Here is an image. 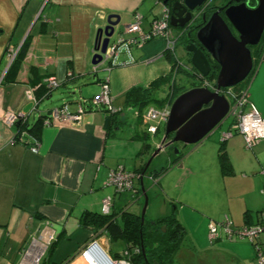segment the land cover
Wrapping results in <instances>:
<instances>
[{
	"label": "crops",
	"instance_id": "1",
	"mask_svg": "<svg viewBox=\"0 0 264 264\" xmlns=\"http://www.w3.org/2000/svg\"><path fill=\"white\" fill-rule=\"evenodd\" d=\"M149 2L0 0V76L4 77L12 62L9 48L18 50L30 34L19 68L0 82V264H35L36 259L39 264H87L80 255L86 244L96 241L107 250L108 237L98 236L81 225L80 217L87 212L100 213L101 199L112 194L104 183L110 169L120 166L136 175L134 196L127 191L114 196L111 212L126 209L131 212L124 205L127 200L137 207L144 202L140 190L142 171L160 145L164 132L158 134L160 126L155 133H148L141 119L134 115V108L125 104V92L133 85L122 90L114 84L109 86L116 109L111 117L104 108H97L83 113L75 124L44 125L43 120L51 109L62 104H67L68 110L74 112L80 99L99 92L101 78L97 72H92L91 63L96 29L105 25L109 14H116L120 17V31L115 38L120 34L131 37L134 34L124 32V27L139 13L141 28L147 30L151 20L158 16H146ZM132 52L138 57V61L134 58L136 63L169 53L162 38L152 39L140 48L133 47ZM126 58L125 51H121L117 61ZM68 70L72 75L67 76ZM46 77H54L59 84L42 97L40 83ZM86 77L90 85L83 89L78 83ZM240 86H248L251 104L264 117V52L260 53V47L253 55L250 75ZM84 90L89 92L81 96ZM114 93L123 96L118 106H114ZM6 110L22 113V121L29 127L44 117L39 136L36 138L26 130L18 132L19 121L4 124L1 116ZM126 111H131L134 117ZM230 125L231 121L220 123L184 157L171 156L167 147H162L152 157V162L158 159L153 170L146 173L149 164L144 173L147 180L160 188V192L152 191L157 198L148 199L145 210V219L153 221L169 215L178 220L179 216L176 207L170 205L180 199L174 198L171 191L179 187L181 177L175 178L174 169L166 173L157 171L158 165L164 161L170 162V167L178 165L179 175L184 177L193 172L212 171L210 180L197 188L210 186L216 201L201 206L193 202V208L189 209L190 215L198 216L203 240L199 249L206 252L205 257L200 259L201 251L194 245L180 246L177 252L179 258L191 257L196 264H255L254 248L246 240L220 239L204 246L209 221L227 216L233 225H253L264 220V140L246 148L242 135L234 133L222 141ZM34 142H38L36 152L31 150ZM221 151L228 164L225 170L219 162ZM127 163L133 165L134 170H129ZM144 177L142 185L145 187ZM146 190L149 194L150 189ZM138 211L132 213L140 214ZM178 221L183 226L180 218ZM50 234L53 239L48 243ZM107 254L110 255L108 250Z\"/></svg>",
	"mask_w": 264,
	"mask_h": 264
},
{
	"label": "water",
	"instance_id": "2",
	"mask_svg": "<svg viewBox=\"0 0 264 264\" xmlns=\"http://www.w3.org/2000/svg\"><path fill=\"white\" fill-rule=\"evenodd\" d=\"M228 0L224 5L214 6V11L195 33L197 44L190 42L185 45V51L190 55L193 67L200 79L209 77L213 70L212 62L218 65V71L213 89L207 86H196L180 93L172 102L170 113L165 123L164 135L160 145L147 160L142 171V178L146 168L162 147H172L175 143L183 146L199 143L206 135L214 130L227 117L229 107L227 97L221 92L223 89L235 87L246 79L253 68V47L259 45L264 33V0ZM206 0H184L189 12L201 7ZM166 5V1H163ZM178 3H174L173 10ZM178 13L171 17L170 24L176 26ZM190 19V13L179 25L183 26ZM120 17L109 14L104 26L95 31L93 55L91 63L98 64L107 46L119 26ZM210 82L209 80H207ZM107 120L105 121V123ZM175 155H180L175 151ZM140 181V190L144 197L140 213L141 222L145 218L148 196ZM91 255L99 264H107L110 256L94 242Z\"/></svg>",
	"mask_w": 264,
	"mask_h": 264
},
{
	"label": "built area",
	"instance_id": "3",
	"mask_svg": "<svg viewBox=\"0 0 264 264\" xmlns=\"http://www.w3.org/2000/svg\"><path fill=\"white\" fill-rule=\"evenodd\" d=\"M161 13L153 18L150 22L149 28L144 30L141 28V15L139 13L134 14V20L132 23L127 24L124 27V32L133 33L131 37H125L120 34L107 46L105 53L102 56L101 61L93 65L92 72H98L99 66H103L104 70H109L116 66H125L136 63L132 55L133 47H142L145 43L155 38H162L166 41V47L169 51H172L173 41L169 29V14L168 9L161 3ZM260 53L264 52V33H262L260 42ZM121 51H125L127 58L124 61L118 62V56ZM17 53V49L9 48L10 59L13 60ZM181 65L178 64L173 70L177 71ZM174 71V72H175ZM71 72H67V76H70ZM3 76H0V82ZM108 77H104L100 81V90L97 94L89 97L82 98L78 102L77 110L70 112L67 108V104H62L59 107L51 109L46 115L44 125H50L54 123H67L75 124L80 121L83 113L90 111L91 109L104 108L108 115L113 114L116 110L112 105V96L110 94ZM46 88L50 91L58 86L59 81L54 77H46L43 82ZM203 85L213 89V84L207 80H203ZM248 86L241 88H226L224 95L228 99L229 107L227 111V117L231 118L230 129L224 132L222 135V141L230 137L232 134L237 133L242 135L244 140V146L251 148L258 141L264 140V117L260 116L254 106L251 104L247 89ZM27 97L30 95L29 91L26 92ZM138 111L134 112L135 115ZM170 113V103H165L162 107L149 106L140 115L141 122L146 127L148 133H155V131L164 125L168 119ZM23 115L20 112H14L12 110H6L1 116V121L6 125H13L14 123L23 120ZM31 150L36 152L38 150V142H34L31 145ZM134 172L124 170L122 167L117 166L108 171L105 185L111 188L112 194L106 195L101 199L100 213L109 214L113 205L114 196L125 191L132 192V195L136 193L134 188ZM219 223L217 224V222ZM211 222L208 224L207 238L209 243H213L222 238L228 240H246L249 242L255 252L254 263L264 264V220H261L257 224L233 226L227 216H223L220 220ZM53 239V235L50 234L47 237L49 243ZM96 242V241H94ZM94 242L86 244L80 251L81 257L87 264H93V258L91 250ZM97 243V242H96ZM100 246V245H99ZM137 252V249H132ZM38 259H36V263ZM107 264H133L131 262L130 252L123 250L118 254V257L110 256V260ZM143 264V263H137Z\"/></svg>",
	"mask_w": 264,
	"mask_h": 264
},
{
	"label": "rangeland",
	"instance_id": "4",
	"mask_svg": "<svg viewBox=\"0 0 264 264\" xmlns=\"http://www.w3.org/2000/svg\"><path fill=\"white\" fill-rule=\"evenodd\" d=\"M222 0H214L212 2V4L214 5H218L219 3H221ZM147 11H146V16L147 17H151L154 14H160L161 13V5L160 3H158L156 0H150L149 5L147 4ZM172 34L175 38H177V41L175 43V47H174V56L178 59L181 60V62L186 65L185 66V70L188 69L191 66L190 63V55L185 51V44L183 43V38L181 36L182 30L178 27H170ZM119 28H117L115 30V33L113 35L112 38H115L117 36V34L119 33ZM132 55H134V58L138 61V57L137 55L132 52ZM122 57H120V59L122 60ZM106 64H103V66ZM103 66L100 65L98 72H97V76L101 79H103L104 77H108L110 79L109 82V86L112 87V85H115V88L122 90L124 89L126 86H140V87H144L146 86L151 80L157 78L160 75H164L166 73L169 72L170 69V62L167 58L166 55L154 58V59H150L148 61H144V62H140V63H133V64H129V65H125V66H117L114 68H111L109 70H104ZM186 72V71H185ZM182 70L178 71V75L176 76V78L174 79V87H172L173 90H175L172 95L170 96L171 92L169 95H166L163 103H170L171 104V100H174L181 92V89H187V88H191L192 86H202L201 83V79H198L197 77H195L192 72H188L185 73ZM247 79V78H246ZM244 79L242 82H240L239 84H237L236 86L242 85L245 80ZM109 81V80H108ZM214 80H212L213 82ZM90 85L89 82V78L86 77L84 78V80H82L80 83H78V86L83 87V89L85 88V85ZM235 86V87H236ZM178 87H180L181 89L178 90ZM60 91H65L64 88H60ZM84 93L81 96H85V94H87V92H89V90H84ZM177 92V94H176ZM164 94H166V88H162L161 92L159 93L160 96H164ZM123 99V96H119L116 93H114V106H118L119 104H121V100ZM170 100L168 102H166L167 100ZM129 112V115H133V113L131 111H126ZM131 117V116H130ZM231 121L230 117H226L221 123H229ZM225 125V124H224ZM143 127V126H142ZM141 127V128H142ZM125 128V127H124ZM164 128L165 125H161V127L159 128L158 134L159 135H163L162 133L164 132ZM126 129V128H125ZM143 129V128H142ZM157 137H160V136ZM196 144H188L186 146H183L181 143H175L172 147H167V150L169 151L168 153H170V155L174 156L176 153L175 151H179L180 153V157H184L183 155L186 153ZM176 156V155H175ZM148 160V159H147ZM147 162V161H146ZM152 162V161H151ZM146 171V173H149L153 170V165L156 164L158 162V159L156 158L154 160V162L151 163ZM180 164H182V159L180 161ZM161 165L163 166V168L161 167ZM127 166L129 167V170H134L133 165H131L130 163H127ZM170 162H162L160 165H158V168L156 169L157 171H163V173H166L168 170L174 169V173L175 174V178L178 179V176L180 178L179 181V187H177V189L173 188L171 191V194L174 196V198H180L178 201L173 202L170 206L171 208L176 207L175 209L177 210V214L179 215L177 218L179 220H182V224L185 228V238L182 242V247H189V246H195V249L198 248V251H201L202 249H199L202 247V239L200 237V232H199V220H198V216L197 214H193L196 212H192L190 215V210L191 208H193V202L194 204H198V205H208L209 202H215L216 201V195L215 192L212 188H210V186H202L201 189H198L197 187L199 185H203V183H205V181L210 180V175L212 176V171H210L209 169L205 170V172L207 173H201L200 171L198 173L193 172L192 175H186L184 176H180V168L178 167V165L176 166H171L170 169ZM159 171V172H160ZM180 174V175H179ZM147 174L145 175L144 179H143V183L145 184L146 189L148 188V190L150 189V192L148 194L147 192V196L148 199H153L156 200L157 196L155 197V195H153L152 191H159L160 192V188L157 185H154L150 180H147ZM176 179V180H177ZM184 181V184L182 183ZM106 182V180L104 181V183ZM181 184H183V186H181ZM182 189H181V187ZM184 187V188H183ZM179 188V190H178ZM111 190V188H109ZM112 191V190H111ZM116 196V195H115ZM149 203V200H148ZM131 212H135L136 209L139 210L138 212L141 213V209L143 206V202L141 203V206L137 207L136 204L133 202H131V200H127L124 204ZM123 205V206H124ZM121 206V207H123ZM148 215V214H147ZM184 219V221H183ZM188 222V224L186 223V221ZM220 220V219H219ZM218 221V220H217ZM211 222H215V221H211ZM210 223V221H209ZM219 223V221L217 222V224ZM233 225V224H232ZM233 226H242V225H233ZM191 237V238H190ZM192 240V241H191ZM222 240L228 241V239L226 238H222ZM234 240V239H233ZM104 242L107 244V240L105 239ZM209 241L208 239L205 242L204 246H208ZM126 248L125 242L123 239H108V253L111 256H114L118 253H121L124 249ZM107 250L105 249V252L107 253ZM226 253H228V251H225ZM231 251H229L230 254ZM205 253L206 252H199V254H201L200 259L202 260L203 257H205ZM109 255V256H110ZM195 260L197 261V255L195 256ZM175 261L176 263L178 262L179 264H196V262H194L193 258H188V257H178V253L175 257Z\"/></svg>",
	"mask_w": 264,
	"mask_h": 264
},
{
	"label": "trees",
	"instance_id": "5",
	"mask_svg": "<svg viewBox=\"0 0 264 264\" xmlns=\"http://www.w3.org/2000/svg\"><path fill=\"white\" fill-rule=\"evenodd\" d=\"M29 43L30 34L26 36L23 43L18 48L9 68L4 73L3 79H8L9 74L17 71L20 63L25 58ZM259 47L260 46L258 45L252 48L254 54L258 52ZM166 56L169 62L173 63V56L170 53H167ZM212 64V72L209 77L201 79V83L203 80H209L212 82V80L215 79L219 67L215 62H212ZM189 71L192 72V74H194V72L197 73L191 66L184 70L185 73H188ZM68 72L71 71L68 70ZM170 81L171 74L166 73L153 79L145 87H130L125 92V104L134 109H138L139 111H142L150 104L155 106L162 105L165 97L160 96L159 93L162 88L170 87ZM40 87L43 92L42 97L46 96L48 89L45 84L41 82ZM238 87L241 88L243 86L239 85L235 88ZM187 89L181 90L183 92ZM113 114H110L109 116L111 117ZM110 117L109 120H111ZM43 118L44 117L38 119L31 127H29L25 121L20 120L17 123L18 132L26 130L37 138L42 127ZM222 152L223 151H221L219 156V162L222 170H225L227 169L228 164L226 156ZM175 157L179 158L180 155ZM80 223L93 230L98 236L104 234L111 240L123 239L126 245L125 249L130 252L131 262L133 264H177L175 257L185 238V229L174 215L157 218L153 221H148L144 218V221L141 222L140 214L129 212L127 209L117 213L110 212L105 215L101 213L87 212L80 217ZM52 245L53 243L50 244L49 251L51 250ZM132 249H137V252H134ZM112 257H118V254Z\"/></svg>",
	"mask_w": 264,
	"mask_h": 264
},
{
	"label": "flooded vegetation",
	"instance_id": "6",
	"mask_svg": "<svg viewBox=\"0 0 264 264\" xmlns=\"http://www.w3.org/2000/svg\"><path fill=\"white\" fill-rule=\"evenodd\" d=\"M158 3L161 2L163 4V1H166V5H164L167 9H168V14H169V29H170V33H171V37H172V41H173V48H172V51H169V53L173 56V63H170V69H169V72L171 74V81H170V87H166V94H164V97H166V95H169L170 92V96L172 95V93L175 91L172 89V87H174V79L176 78V76L179 74L178 71L179 70H182L184 71L185 70V66L180 59L176 58L174 56V47H175V43L177 41V38H175L172 34V31H171V24H170V20H171V17L178 13V20H175L176 22V26H172V27H178L182 30V33H181V36L183 38V43L186 45L190 42H194L195 44H197V41L195 39V33L196 31L198 30V28L200 26H202V24L204 23L203 22V16H205V18L207 19L211 12L214 11V4H212V2L214 0H206V2L201 6V7H198L196 9H194L193 11L189 12L188 8L185 7L184 5V0H156ZM228 0H222L221 3H219L218 5H224ZM250 6H254L255 2L253 0H250ZM178 3L177 5V9L176 10H173V5L174 3ZM188 13H190V19L184 23L183 26H180L179 23L180 22H183L185 17L188 16ZM185 47V46H184ZM189 54V53H188ZM253 54H254V50H253ZM180 64L181 66L179 67V69L177 71L173 70L174 67L176 65ZM175 71V72H174ZM195 77H197L198 79H200V76L198 75V73H195L193 74ZM210 83H212L210 81ZM181 89L180 87H178L177 89V92L178 90ZM227 89H223L221 92L224 94V92H226ZM49 91V90H48ZM176 92V94H177ZM170 101L169 99L166 101L168 102ZM173 100H171V104H172ZM165 103H163L162 105L160 106H155V105H148L147 107L149 106H152V107H162ZM171 104H170V107H171ZM147 107H145L143 110H145ZM142 111H139L138 109H134V112L138 111V115H135L136 117H140L141 113L143 112Z\"/></svg>",
	"mask_w": 264,
	"mask_h": 264
},
{
	"label": "bare ground",
	"instance_id": "7",
	"mask_svg": "<svg viewBox=\"0 0 264 264\" xmlns=\"http://www.w3.org/2000/svg\"><path fill=\"white\" fill-rule=\"evenodd\" d=\"M114 108V107H113ZM116 110V109H115ZM91 258H93V257H91ZM93 264H99L98 262H96L95 260H94V258H93Z\"/></svg>",
	"mask_w": 264,
	"mask_h": 264
}]
</instances>
